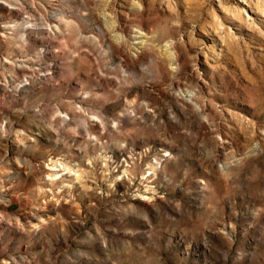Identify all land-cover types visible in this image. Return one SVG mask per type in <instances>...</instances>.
Listing matches in <instances>:
<instances>
[{"label": "rangeland", "instance_id": "obj_1", "mask_svg": "<svg viewBox=\"0 0 264 264\" xmlns=\"http://www.w3.org/2000/svg\"><path fill=\"white\" fill-rule=\"evenodd\" d=\"M165 258L264 264V0H0V264Z\"/></svg>", "mask_w": 264, "mask_h": 264}, {"label": "clouds", "instance_id": "obj_2", "mask_svg": "<svg viewBox=\"0 0 264 264\" xmlns=\"http://www.w3.org/2000/svg\"><path fill=\"white\" fill-rule=\"evenodd\" d=\"M113 127H115V125L113 124ZM121 147H123L122 145H121ZM141 207H146V206H141ZM149 210H151V209H149ZM191 245H189V247H190ZM163 264H169V260H168V258H165L164 260H163Z\"/></svg>", "mask_w": 264, "mask_h": 264}]
</instances>
